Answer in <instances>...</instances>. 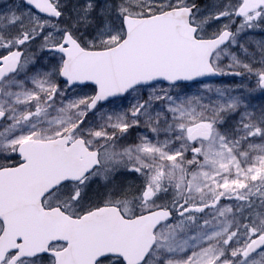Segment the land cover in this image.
<instances>
[{
    "label": "snow or ice",
    "instance_id": "6c2138e0",
    "mask_svg": "<svg viewBox=\"0 0 264 264\" xmlns=\"http://www.w3.org/2000/svg\"><path fill=\"white\" fill-rule=\"evenodd\" d=\"M0 264H264V0H0Z\"/></svg>",
    "mask_w": 264,
    "mask_h": 264
},
{
    "label": "rangeland",
    "instance_id": "374dc122",
    "mask_svg": "<svg viewBox=\"0 0 264 264\" xmlns=\"http://www.w3.org/2000/svg\"><path fill=\"white\" fill-rule=\"evenodd\" d=\"M258 102V101H257Z\"/></svg>",
    "mask_w": 264,
    "mask_h": 264
}]
</instances>
